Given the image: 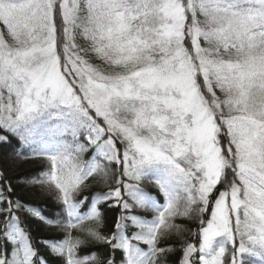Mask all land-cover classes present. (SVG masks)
I'll return each mask as SVG.
<instances>
[{"label": "snow or ice", "instance_id": "6c2138e0", "mask_svg": "<svg viewBox=\"0 0 264 264\" xmlns=\"http://www.w3.org/2000/svg\"><path fill=\"white\" fill-rule=\"evenodd\" d=\"M9 136L62 210L0 172V264H264V0H0ZM101 206L120 209L107 234Z\"/></svg>", "mask_w": 264, "mask_h": 264}, {"label": "trees", "instance_id": "16d2710c", "mask_svg": "<svg viewBox=\"0 0 264 264\" xmlns=\"http://www.w3.org/2000/svg\"><path fill=\"white\" fill-rule=\"evenodd\" d=\"M2 134L7 135V133ZM9 141L8 143L0 141V172H3L7 180L12 184L15 195L27 203L38 207L46 217L60 218L59 214L62 210V206L56 199V193L54 191H44L38 186L28 183L32 178L39 176L45 162L40 158L33 157L28 147L22 145L18 138L9 136ZM88 183L91 186L85 189V195L104 190L102 184L92 180ZM149 187L154 193L157 191L153 186L149 185ZM101 207L104 213V227L101 231L107 234L113 230L115 219L120 215V209ZM26 223L31 229L32 236L37 241L53 240L60 235L59 229L47 226L38 219H26ZM176 223L185 228H195L194 221H189L184 218H178ZM169 239L174 242L178 240L179 237L173 234ZM88 249L94 252L101 260L109 257L111 254L108 246L96 241H89L87 247L82 249L80 254H87ZM44 251L47 254V250ZM116 255L117 259H119L120 253ZM178 256V252L175 254H168L166 264H176ZM50 260L51 264H63L60 259L50 257Z\"/></svg>", "mask_w": 264, "mask_h": 264}]
</instances>
